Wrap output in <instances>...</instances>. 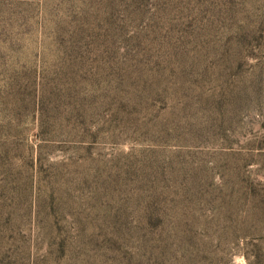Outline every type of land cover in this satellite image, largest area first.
Segmentation results:
<instances>
[{"label": "rangeland", "instance_id": "374dc122", "mask_svg": "<svg viewBox=\"0 0 264 264\" xmlns=\"http://www.w3.org/2000/svg\"><path fill=\"white\" fill-rule=\"evenodd\" d=\"M0 264H264V0H0Z\"/></svg>", "mask_w": 264, "mask_h": 264}]
</instances>
